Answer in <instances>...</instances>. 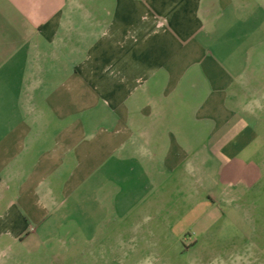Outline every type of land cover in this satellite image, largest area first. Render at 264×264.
I'll list each match as a JSON object with an SVG mask.
<instances>
[{
	"label": "crops",
	"instance_id": "0c3cea01",
	"mask_svg": "<svg viewBox=\"0 0 264 264\" xmlns=\"http://www.w3.org/2000/svg\"><path fill=\"white\" fill-rule=\"evenodd\" d=\"M91 232L264 264V0H0V264H85Z\"/></svg>",
	"mask_w": 264,
	"mask_h": 264
},
{
	"label": "rangeland",
	"instance_id": "374dc122",
	"mask_svg": "<svg viewBox=\"0 0 264 264\" xmlns=\"http://www.w3.org/2000/svg\"><path fill=\"white\" fill-rule=\"evenodd\" d=\"M76 122L82 119L81 115L75 116ZM83 123V122H81ZM90 123H84V134L82 137V142L88 141L98 135L100 129L106 126V123L100 121L97 117L94 121ZM91 127V128H90ZM89 245L91 249L87 252L89 253V259H85V264H117L114 258V249L108 248L104 255V258L99 259V249H98V233H88ZM109 237V236H108ZM170 237V238H168ZM109 240V239H108ZM155 241V240H154ZM139 242H143L141 239ZM161 245L152 249L138 250L140 253L144 252V257L152 255V258L148 259L151 264H193V258L191 254L184 252V245L180 244V249L174 244V238L168 233H162L160 237Z\"/></svg>",
	"mask_w": 264,
	"mask_h": 264
}]
</instances>
